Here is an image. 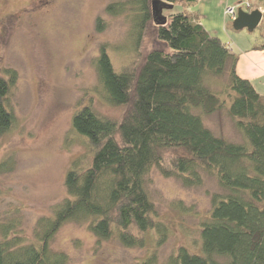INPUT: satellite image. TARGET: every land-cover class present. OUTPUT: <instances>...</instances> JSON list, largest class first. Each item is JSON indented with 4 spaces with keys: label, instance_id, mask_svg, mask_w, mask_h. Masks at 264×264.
Returning a JSON list of instances; mask_svg holds the SVG:
<instances>
[{
    "label": "trees",
    "instance_id": "16d2710c",
    "mask_svg": "<svg viewBox=\"0 0 264 264\" xmlns=\"http://www.w3.org/2000/svg\"><path fill=\"white\" fill-rule=\"evenodd\" d=\"M152 1L105 8L111 16L123 15L128 7L132 12L131 64L117 71L105 46L94 63L103 99L124 109L123 114L109 118L91 105L73 114L71 130L85 139L91 160L72 163L64 179L67 198L51 217L39 220L33 242L9 238L10 224L0 223V264H64V255L52 252L50 243L68 222L86 223L98 241L113 238L126 248L142 247L140 235L154 228L145 178L153 168L170 173L163 168L168 152L176 154L171 172L185 185H199L203 171L214 175L225 192L212 198L209 220L201 227V254L180 248L169 264H264V95L237 76V55L185 13V6L197 0H160L182 9L168 14L164 26L154 23ZM258 2L263 26L264 0ZM152 24L167 50L143 57ZM96 25L102 29L100 19ZM261 33L254 49L264 51V28ZM221 77L225 83L213 90L212 81ZM10 87L11 81L0 77V136L13 124L4 104ZM222 110L242 143L228 142L205 127L203 117Z\"/></svg>",
    "mask_w": 264,
    "mask_h": 264
},
{
    "label": "rangeland",
    "instance_id": "374dc122",
    "mask_svg": "<svg viewBox=\"0 0 264 264\" xmlns=\"http://www.w3.org/2000/svg\"><path fill=\"white\" fill-rule=\"evenodd\" d=\"M240 1L251 10L259 5L258 0ZM128 2L132 0H0V77L11 81L4 104L13 115L12 126L0 136V223L10 224L9 238L33 242L39 220L51 217L67 198L64 179L72 163L90 162L87 142L71 130L78 108L91 105L101 115L121 118L124 109L103 99L94 63L105 46L117 71L131 64V9L120 16L105 12L110 4ZM181 10L176 6L163 16ZM232 22L230 39L260 43L264 25L253 32L235 31ZM156 49L167 50L152 24L142 56ZM224 83L225 78H217L212 89ZM203 122L214 135L243 142L225 110ZM175 156H164L168 175L153 168L145 178L154 228L140 235L142 247L126 248L113 238L98 241L86 223L68 222L54 235L51 251L64 255V264H169L180 248L200 255L201 227L209 220L212 198L225 192L214 175L203 171L199 185H185L171 172Z\"/></svg>",
    "mask_w": 264,
    "mask_h": 264
},
{
    "label": "crops",
    "instance_id": "0c3cea01",
    "mask_svg": "<svg viewBox=\"0 0 264 264\" xmlns=\"http://www.w3.org/2000/svg\"><path fill=\"white\" fill-rule=\"evenodd\" d=\"M238 2L242 3L240 0H197L195 4L185 6L184 11L237 55V76L251 82L255 90L264 95V51L254 49L255 43L244 45L242 39L233 41L227 33L232 20L226 16L225 8ZM257 9L263 12L260 2Z\"/></svg>",
    "mask_w": 264,
    "mask_h": 264
},
{
    "label": "water",
    "instance_id": "95a60500",
    "mask_svg": "<svg viewBox=\"0 0 264 264\" xmlns=\"http://www.w3.org/2000/svg\"><path fill=\"white\" fill-rule=\"evenodd\" d=\"M171 9H173V5L166 4L160 0H153L151 2V10L154 23L157 26H164L167 23V19L163 16V11ZM262 19L263 12L259 10L244 12L239 9L236 18L232 22V28L235 31L246 29L249 32H253L259 26Z\"/></svg>",
    "mask_w": 264,
    "mask_h": 264
},
{
    "label": "built area",
    "instance_id": "2783aa9c",
    "mask_svg": "<svg viewBox=\"0 0 264 264\" xmlns=\"http://www.w3.org/2000/svg\"><path fill=\"white\" fill-rule=\"evenodd\" d=\"M243 8H245L247 11H251V8L248 3H239V5L237 6L225 8V14L229 19L233 21L236 18L238 10H243Z\"/></svg>",
    "mask_w": 264,
    "mask_h": 264
}]
</instances>
